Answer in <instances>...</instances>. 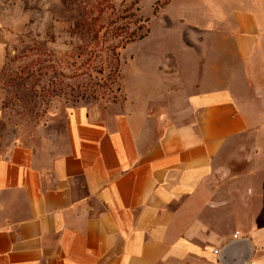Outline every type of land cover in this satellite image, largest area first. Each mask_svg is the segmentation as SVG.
Returning <instances> with one entry per match:
<instances>
[{"label":"crops","instance_id":"obj_1","mask_svg":"<svg viewBox=\"0 0 264 264\" xmlns=\"http://www.w3.org/2000/svg\"><path fill=\"white\" fill-rule=\"evenodd\" d=\"M223 1L197 46L183 32L169 61L123 80L119 108L70 109L59 154L0 144V264H219L239 240L264 264V230L211 223L235 146L253 138L264 165V0Z\"/></svg>","mask_w":264,"mask_h":264},{"label":"rangeland","instance_id":"obj_2","mask_svg":"<svg viewBox=\"0 0 264 264\" xmlns=\"http://www.w3.org/2000/svg\"><path fill=\"white\" fill-rule=\"evenodd\" d=\"M211 3L0 0V144L23 145L41 161L59 154L70 109L119 108L122 82L136 67L169 61L185 34L197 46L192 35H203L190 31L211 28V9L223 19L225 1ZM193 19L200 20L195 27ZM235 147V157L224 160L228 171L213 178L231 175L218 190L230 198L211 212V223L218 234L243 238L264 230V165L253 138ZM254 249L264 256V244Z\"/></svg>","mask_w":264,"mask_h":264},{"label":"water","instance_id":"obj_3","mask_svg":"<svg viewBox=\"0 0 264 264\" xmlns=\"http://www.w3.org/2000/svg\"><path fill=\"white\" fill-rule=\"evenodd\" d=\"M245 241L239 240L225 244L217 255L219 264H245L247 261Z\"/></svg>","mask_w":264,"mask_h":264},{"label":"built area","instance_id":"obj_4","mask_svg":"<svg viewBox=\"0 0 264 264\" xmlns=\"http://www.w3.org/2000/svg\"><path fill=\"white\" fill-rule=\"evenodd\" d=\"M218 253H219V249H214L213 250V254L218 255Z\"/></svg>","mask_w":264,"mask_h":264},{"label":"trees","instance_id":"obj_5","mask_svg":"<svg viewBox=\"0 0 264 264\" xmlns=\"http://www.w3.org/2000/svg\"><path fill=\"white\" fill-rule=\"evenodd\" d=\"M143 36H140L139 38H142Z\"/></svg>","mask_w":264,"mask_h":264}]
</instances>
